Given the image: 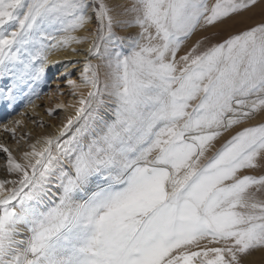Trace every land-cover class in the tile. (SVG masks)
I'll return each mask as SVG.
<instances>
[{"label":"snow or ice","instance_id":"1","mask_svg":"<svg viewBox=\"0 0 264 264\" xmlns=\"http://www.w3.org/2000/svg\"><path fill=\"white\" fill-rule=\"evenodd\" d=\"M257 7L0 0V264L264 255V19L185 47ZM50 74L71 98L45 109L54 131L35 118Z\"/></svg>","mask_w":264,"mask_h":264},{"label":"bare ground","instance_id":"2","mask_svg":"<svg viewBox=\"0 0 264 264\" xmlns=\"http://www.w3.org/2000/svg\"><path fill=\"white\" fill-rule=\"evenodd\" d=\"M208 33V32H207ZM202 37V36H201ZM205 37V36H204ZM188 44V42H187ZM187 46V45H186ZM51 59H62V54H57L51 57ZM0 86H2V82H0ZM56 83L52 82L51 74L49 78L48 84L40 86V88L37 89L39 91L40 95L38 99H35V103L39 106L36 109L35 118L38 120H43L44 123L48 126L47 131H54L53 125H58L60 123V120L63 119L65 113L63 111L58 113V116L56 119H51L46 115L45 109L49 107H55V105L59 102H69L70 96L68 95V89L62 84L61 87L63 88L64 97H61L59 94L56 93ZM21 111L28 112V119L25 121V129L30 130L33 132L34 135L42 133L45 131V129L37 128L31 123V118L33 117V112L31 108H24L22 104L16 105V111L11 113V118H20L18 116V113ZM9 110L0 106V118L8 115Z\"/></svg>","mask_w":264,"mask_h":264},{"label":"rangeland","instance_id":"3","mask_svg":"<svg viewBox=\"0 0 264 264\" xmlns=\"http://www.w3.org/2000/svg\"><path fill=\"white\" fill-rule=\"evenodd\" d=\"M262 19H264V8L257 7L256 9L252 10L251 12H247L244 14L243 17H237L231 21H228L225 25H219L215 28H210L208 31H198L195 33L191 39L188 41V46H191L195 43L198 39H203L204 36H209L213 34H218L217 38L226 36L229 32H235L240 29L246 28L248 26L254 25L259 23ZM208 32V33H207ZM202 36V37H201ZM65 96V94H64ZM63 96V97H64ZM256 121H253L255 123ZM251 260L253 264H264V255L257 252Z\"/></svg>","mask_w":264,"mask_h":264}]
</instances>
